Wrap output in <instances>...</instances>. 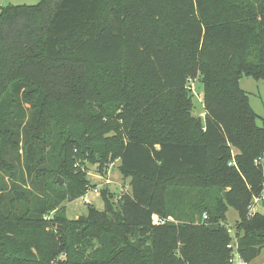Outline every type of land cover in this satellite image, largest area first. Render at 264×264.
Instances as JSON below:
<instances>
[{
    "label": "trees",
    "instance_id": "obj_1",
    "mask_svg": "<svg viewBox=\"0 0 264 264\" xmlns=\"http://www.w3.org/2000/svg\"><path fill=\"white\" fill-rule=\"evenodd\" d=\"M243 77L264 80V0L3 7L0 264H230V208L239 252L260 257L264 213L249 208L264 192V124ZM86 156L102 173L118 161L131 194L105 187L104 210L47 220L87 193L74 169Z\"/></svg>",
    "mask_w": 264,
    "mask_h": 264
},
{
    "label": "rangeland",
    "instance_id": "obj_2",
    "mask_svg": "<svg viewBox=\"0 0 264 264\" xmlns=\"http://www.w3.org/2000/svg\"><path fill=\"white\" fill-rule=\"evenodd\" d=\"M40 1L41 0H0V15L2 8L8 5L36 6L40 3ZM188 81L190 83L189 86L192 84L196 86V95L194 94L195 108L193 113L196 117H201L204 115V106L201 101L200 91H198L199 88H201V85L198 83L197 78L193 79L189 76ZM240 87L249 95L250 105L259 116L257 124L262 127L264 124V80L258 81L253 78L243 77L240 81ZM122 125H124V123H122ZM112 135L113 134H109V136ZM89 160L88 156H86V161L77 160L74 169L81 171L84 175H86V179L89 181L88 190L85 195H88L90 204H84L82 202V198L71 203L65 202L60 210H53L49 213L46 216L47 220H53L54 217L60 214H64L70 220L78 219L82 215H87L90 207H94L100 211L104 210V200L101 194L105 187H107L109 194L108 198L113 201L119 202L120 197L131 194L132 189L130 186V179L122 176L119 171L118 161L111 163L108 169L102 173L97 169L96 164L93 165L92 163H89ZM60 178L63 180L62 184L69 185L70 182L62 177H58L57 184ZM94 190H98L99 194L94 193ZM262 194V199H260L258 203H255L253 207H250L249 210L253 208L255 212L264 213V192ZM238 220V212L235 209L230 208L227 213L226 228L228 231H231L232 234H237ZM251 264H264V252Z\"/></svg>",
    "mask_w": 264,
    "mask_h": 264
},
{
    "label": "built area",
    "instance_id": "obj_3",
    "mask_svg": "<svg viewBox=\"0 0 264 264\" xmlns=\"http://www.w3.org/2000/svg\"><path fill=\"white\" fill-rule=\"evenodd\" d=\"M191 90L193 91V93L196 95V87L193 85L191 87ZM198 96V95H197ZM96 194H99L98 190H94L93 191ZM260 199L262 198H256L254 199V203L250 206L253 207L255 203H258L260 201ZM82 202L84 204H90L88 195H84L82 197ZM250 213H255V211L253 210V208H251ZM204 219H207V216H204ZM167 221H174L172 218H168V219H160L157 215L153 216V224L154 225H162L165 224ZM229 233L231 234V242L229 243V245L227 246L228 249H230V258H229V263L230 264H251V262L247 261L239 252V239H238V235L232 234L231 231H229Z\"/></svg>",
    "mask_w": 264,
    "mask_h": 264
},
{
    "label": "crops",
    "instance_id": "obj_4",
    "mask_svg": "<svg viewBox=\"0 0 264 264\" xmlns=\"http://www.w3.org/2000/svg\"><path fill=\"white\" fill-rule=\"evenodd\" d=\"M193 86V84L191 85V87ZM195 86V85H194ZM190 87V88H191ZM200 93V97H201V101H202V103H203V106H204V101H203V92H199ZM198 99H199V97H198ZM204 115L203 116H201V118H205V111H204V113H203Z\"/></svg>",
    "mask_w": 264,
    "mask_h": 264
},
{
    "label": "water",
    "instance_id": "obj_5",
    "mask_svg": "<svg viewBox=\"0 0 264 264\" xmlns=\"http://www.w3.org/2000/svg\"><path fill=\"white\" fill-rule=\"evenodd\" d=\"M59 183H60V184H62V183H63V180H62L61 178L59 179Z\"/></svg>",
    "mask_w": 264,
    "mask_h": 264
}]
</instances>
